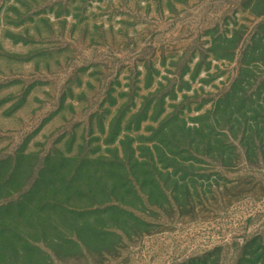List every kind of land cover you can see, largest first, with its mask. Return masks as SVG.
<instances>
[{
  "label": "rangeland",
  "instance_id": "374dc122",
  "mask_svg": "<svg viewBox=\"0 0 264 264\" xmlns=\"http://www.w3.org/2000/svg\"><path fill=\"white\" fill-rule=\"evenodd\" d=\"M262 12L264 0H0V264H261L264 144L195 155L178 131L208 126ZM155 144L176 155L155 158L156 176L137 164L149 197L128 234L102 214L29 216L35 195L82 207L64 180L115 162L116 147L146 162Z\"/></svg>",
  "mask_w": 264,
  "mask_h": 264
},
{
  "label": "trees",
  "instance_id": "16d2710c",
  "mask_svg": "<svg viewBox=\"0 0 264 264\" xmlns=\"http://www.w3.org/2000/svg\"><path fill=\"white\" fill-rule=\"evenodd\" d=\"M262 14L264 12L257 14V17ZM258 21L257 47L251 48V51H247V48L242 51V59L239 62L235 78L213 100V111L209 112L206 117L209 122L208 126L199 123L184 128L183 124L185 123L183 122V127L178 131L185 141H191L189 146L193 144L191 149L195 155L216 154L223 156L226 153V142L232 143L229 140H238L236 144H242L241 146L246 149L257 146V143L258 145L264 144V122L257 120L258 117L264 118V114L261 115V113L257 116V113L264 112V17ZM236 37L234 35L233 39L229 41L232 46L230 49H236L234 42ZM254 40L255 38L252 37V41ZM226 41L225 38L213 44L220 47ZM221 49L222 54L215 55L217 59H226L232 55L222 47ZM247 112H251L254 116L248 118ZM167 146L169 147V145ZM200 148L203 150H199ZM112 152L111 155L115 162H105L106 159L99 156L98 161L92 167H80L79 170H84L83 173H75L73 177L63 181L68 189L64 195L65 201L76 200L78 203H84L82 207L63 203L58 198L60 196L63 198V194L60 193H55L51 199L35 195V202L30 208L29 216H32L36 221L50 223L54 219L87 221L102 214L107 216L106 220L111 221L116 229L125 235L128 234L131 224L129 219L139 220L132 210L140 211L139 205L143 204L144 198L149 197L147 184L141 182L135 168L137 164L145 165L148 176H156L157 165L155 166V164L158 163L155 158L161 152L155 144L154 147L149 148L148 154L139 156H146L147 159L146 162L140 163L137 160L124 159V157H133L135 150L127 154V151L119 150L116 147ZM173 155L176 154H161V157ZM157 180H152V184L155 182L156 188L159 189L161 186ZM71 187L74 189L71 190ZM131 198H135L137 202L135 203ZM19 203L23 204L24 202L19 200ZM78 235V232L74 234L77 237ZM260 257L261 259L257 260V263L264 264V251Z\"/></svg>",
  "mask_w": 264,
  "mask_h": 264
}]
</instances>
